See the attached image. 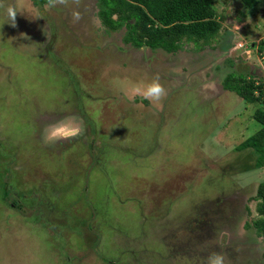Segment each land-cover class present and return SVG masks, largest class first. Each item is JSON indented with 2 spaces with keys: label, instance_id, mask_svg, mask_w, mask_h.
<instances>
[{
  "label": "rangeland",
  "instance_id": "374dc122",
  "mask_svg": "<svg viewBox=\"0 0 264 264\" xmlns=\"http://www.w3.org/2000/svg\"><path fill=\"white\" fill-rule=\"evenodd\" d=\"M249 2L214 0L211 43L166 52L124 43L97 0H0V264H264L246 227L264 166L236 150L259 105L221 84L264 79V0ZM156 78L161 99L136 93ZM57 122L83 133L46 144Z\"/></svg>",
  "mask_w": 264,
  "mask_h": 264
},
{
  "label": "trees",
  "instance_id": "16d2710c",
  "mask_svg": "<svg viewBox=\"0 0 264 264\" xmlns=\"http://www.w3.org/2000/svg\"><path fill=\"white\" fill-rule=\"evenodd\" d=\"M45 1L48 0H33L38 6ZM252 3L254 0L248 5ZM96 5L101 24L114 31L124 28L123 42L135 48L175 52L183 41L206 46L221 27L214 0H97ZM257 51L264 58V39L257 45ZM221 84L244 102L259 105L254 113L259 129L243 139L236 150H250L254 167L260 168L264 166V109L261 108L264 79L231 72ZM254 199L257 216L246 227L264 238V181L258 183Z\"/></svg>",
  "mask_w": 264,
  "mask_h": 264
},
{
  "label": "clouds",
  "instance_id": "9594fccd",
  "mask_svg": "<svg viewBox=\"0 0 264 264\" xmlns=\"http://www.w3.org/2000/svg\"><path fill=\"white\" fill-rule=\"evenodd\" d=\"M79 3V0H75ZM67 0H48V4L55 7L57 4H66ZM3 5H0L2 7ZM19 13L17 7L9 5L6 8L7 22L12 27L16 26V16ZM74 18L79 19V13H74ZM136 93L141 94L144 99L159 100L166 94V88L159 82L158 78L147 83L142 88L137 87ZM83 133V129L74 122H57L48 126L44 142L55 144L58 141L69 140ZM207 264H226V254L212 252L207 257Z\"/></svg>",
  "mask_w": 264,
  "mask_h": 264
},
{
  "label": "flooded vegetation",
  "instance_id": "af4514ba",
  "mask_svg": "<svg viewBox=\"0 0 264 264\" xmlns=\"http://www.w3.org/2000/svg\"><path fill=\"white\" fill-rule=\"evenodd\" d=\"M37 185H40V187H42L43 189H44V187L42 186L43 184H40V183H38ZM19 196V195H18ZM21 196H24V193H21ZM23 199H25L24 197H22ZM48 200V199H47ZM16 202L13 204V205H16V204H18V201L17 200H15ZM23 202H25V200H22ZM49 201V200H48ZM47 201V202H48ZM21 205V204H20ZM20 205H18V207H21ZM34 206H36V202H35V204H34ZM37 207V206H36ZM43 207H45V206H43ZM45 212V211H44ZM43 212V213H44ZM39 215H42V213H38ZM96 246V245H95ZM96 248V247H95ZM94 250V249H93ZM95 250H97V249H95Z\"/></svg>",
  "mask_w": 264,
  "mask_h": 264
}]
</instances>
